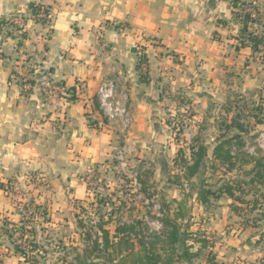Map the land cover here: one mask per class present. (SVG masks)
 I'll return each instance as SVG.
<instances>
[{"label":"crops","instance_id":"1","mask_svg":"<svg viewBox=\"0 0 264 264\" xmlns=\"http://www.w3.org/2000/svg\"><path fill=\"white\" fill-rule=\"evenodd\" d=\"M259 2L264 12V0ZM31 3L46 6L48 23L31 14ZM236 6L232 0H0V21H7L0 30L1 237L2 222L21 218L7 190L12 181L47 180L36 201L47 202L46 218L59 223L72 201L88 199L82 176L93 167L108 173L121 142L130 146L128 170L140 159L138 172L165 173L178 147L167 121L177 96L189 97L198 111L212 110L225 95L264 98V24L258 30L246 25ZM14 16L23 19L21 31L10 23ZM246 31L263 42L252 46ZM23 58L44 64L69 94L47 100L37 81L24 93L17 82ZM142 60L148 63L145 76L139 74ZM107 80L128 95L133 121L125 132L97 125L93 101ZM204 123L191 125L189 136L206 133L212 161L216 124L207 116ZM210 202L205 205L235 213L237 202L228 195ZM213 220L209 227L196 224L211 235L219 229Z\"/></svg>","mask_w":264,"mask_h":264},{"label":"rangeland","instance_id":"2","mask_svg":"<svg viewBox=\"0 0 264 264\" xmlns=\"http://www.w3.org/2000/svg\"><path fill=\"white\" fill-rule=\"evenodd\" d=\"M235 97L237 96H222L223 100L218 102V106H213L212 110L205 107L198 111L192 107L189 97L177 96L178 105L172 113H168L167 121L178 147H175V152L168 157L165 173L156 175L148 170L138 172L140 159L130 170L127 158L123 163L113 158L108 173H100L93 167L95 173L91 187L87 185L89 173L82 176L88 199L72 201L73 207L66 209V217L62 222L53 223L48 220L45 215L48 214L47 202L36 201L41 194L40 190L48 186L47 180L28 176L24 177L26 180L12 181L7 185V190L14 196V203L19 207L21 218L17 223L2 222L4 231L10 230L13 236L8 237L5 234L2 238L0 235V264H78L77 259L85 257L93 242L98 240L99 226L114 234L116 227L123 225L135 226L139 236L133 240L137 246L139 241L146 246L154 243L156 251L163 256L164 264L170 260L172 264H187L171 254L164 237L159 240L155 237L162 234L163 220L174 217L180 202L187 204L183 209L187 217L182 229H189L190 234L198 236L187 242L191 253H201L192 264H264V207H260V204L264 203L263 200L258 201L259 207L255 209L253 192L246 193L243 196L246 200L244 205L236 203L239 213H232L228 208L224 209L226 206L218 207L216 203L202 205L195 201L197 191L193 189L203 178L212 190L219 189L226 181L248 178L247 174L254 164L243 163L248 161L245 157L230 172L225 171L226 167L222 168L219 163L216 170L208 164L206 174L195 178L190 185L184 180L183 165L175 162L182 159L181 151L186 153L185 158L190 155L189 147L193 144V138L198 136L202 139L201 142L206 143L205 132L202 135L195 133L189 136L194 134L191 133V125L205 124L206 116L216 124V139L221 134L217 123H231V120L236 118L247 128L246 133L242 135L245 144L242 152L248 156H253L248 154L249 152L258 154L257 156L264 154V98L250 102ZM119 144L116 147L130 149L127 144ZM233 151L239 153L238 147H234ZM177 175L181 176L180 181L176 179ZM183 182L184 185H179ZM13 184L22 187V194L10 190ZM35 190L39 191L36 193ZM260 191L264 194V188ZM35 194L39 196L36 198ZM223 200L224 203L228 201L227 198ZM217 210L222 213L216 217ZM212 217V225L219 229H216L218 233H210L211 236L205 233V228L196 223L203 221L204 226L209 227L208 219ZM202 238H210L207 240L215 243V246L204 249L203 243L198 242ZM21 251L26 252L29 261L21 256ZM94 262L97 264V260Z\"/></svg>","mask_w":264,"mask_h":264},{"label":"trees","instance_id":"3","mask_svg":"<svg viewBox=\"0 0 264 264\" xmlns=\"http://www.w3.org/2000/svg\"><path fill=\"white\" fill-rule=\"evenodd\" d=\"M239 1L240 0H232L233 5L236 6ZM29 9L31 14L36 18L42 10L45 14L49 13L47 8L45 9L43 5L38 6L37 3H31ZM5 22L7 23V21H0V30L1 25L6 24ZM244 22L248 25V17L245 18ZM246 39L254 47L263 42V38L253 36V34L248 31H246ZM231 121V123H217L218 131L221 134L216 139L212 161L208 160L207 145L205 142H201L202 139L197 136L193 138V144L189 147L190 155L185 158L186 153L181 151L182 159L180 162H177V160H175V162L176 164L178 163V165H183L184 180L191 185V181H194L195 178H199L200 176L203 177L206 174L207 164L209 162L214 170H216V165L219 163L222 168L226 167V171L230 172L239 161L242 162L243 159L247 157L248 161L243 163L254 164L253 168L247 174L249 176L248 178L245 177L230 180L228 182L226 181L217 190H212L205 178H203L198 185L192 187L197 191L196 201L204 205L209 203L211 199H217L221 195H228L237 203L244 205V201L246 200L243 196H245L246 193L253 192L252 196L254 197V201L256 200L253 207L256 209L260 204L258 201L264 200V196L259 191V187L264 186V154L258 157L244 154L242 151L245 148V144L242 135L246 133L247 128L242 123L238 122L236 118ZM236 146L239 149V153L237 154L233 151ZM176 179L180 181L182 178L180 175H177ZM184 184L183 182L179 185ZM249 187L250 189H248ZM239 194L241 196H239ZM186 205L187 204L183 202L177 204L174 217L163 220L164 230L161 235L155 237H157V240L164 237L172 255L177 256L183 263L192 264V261L198 258L201 253H191L190 249L187 247V242L198 236L190 234L189 229H182L187 217L185 216V212H183V209L187 207ZM238 210V207L234 208V211L237 213H239ZM81 223H83V221ZM98 229V240L93 242L92 247L87 250L85 257H79L77 259L78 264H94V260H97V264H164L163 256L156 251L154 243H152L153 245L146 246L142 241H139L137 246L133 240L139 236L136 233L135 226H117L114 234L109 230H105L103 226H99ZM4 234L8 235V237L13 236L10 230H5ZM88 238H91L89 233ZM205 239L202 238V240L198 242L203 243L204 249L212 248L213 244L207 240L209 238ZM21 256L25 258L26 261H29V256L26 252L21 251ZM172 263V260L167 262V264Z\"/></svg>","mask_w":264,"mask_h":264},{"label":"built area","instance_id":"4","mask_svg":"<svg viewBox=\"0 0 264 264\" xmlns=\"http://www.w3.org/2000/svg\"><path fill=\"white\" fill-rule=\"evenodd\" d=\"M37 4L38 6L42 5L39 3ZM44 7L46 9V6ZM236 7L243 19L248 17V24L252 26L254 30H258L260 26L264 24V12L261 9L259 0H240ZM37 18L48 23L49 13L45 14L42 10ZM10 23L20 31L23 29V19L20 16H14ZM145 33L146 32L143 30L137 37H143ZM19 67L20 71L17 82L20 84L21 90L24 93H29L33 90L34 82L37 81L47 100L64 97L69 94L67 88L61 82L51 78L44 64L36 62L31 58H23ZM139 73L144 76L148 73V63L145 60H142L140 63ZM128 101L129 98L127 93L120 88L117 82L114 80L102 82L93 101L99 113V120L97 121L98 127L105 128L118 125L124 132L128 130L133 121ZM113 153V158L123 163L130 154V149L127 147H123L122 149L115 147ZM87 172L90 177V179H87V185L91 187L95 170L90 168ZM10 190L18 194H22L20 192H23L19 184H13Z\"/></svg>","mask_w":264,"mask_h":264}]
</instances>
